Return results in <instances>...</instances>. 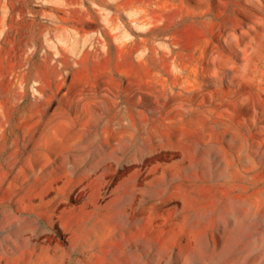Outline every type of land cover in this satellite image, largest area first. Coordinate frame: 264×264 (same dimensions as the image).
<instances>
[{"label": "rangeland", "instance_id": "1", "mask_svg": "<svg viewBox=\"0 0 264 264\" xmlns=\"http://www.w3.org/2000/svg\"><path fill=\"white\" fill-rule=\"evenodd\" d=\"M0 264H264V0H0Z\"/></svg>", "mask_w": 264, "mask_h": 264}]
</instances>
